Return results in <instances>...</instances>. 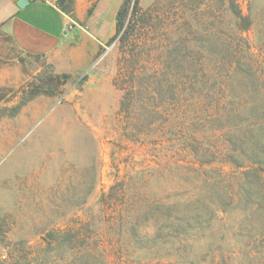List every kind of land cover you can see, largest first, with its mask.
Instances as JSON below:
<instances>
[{
	"label": "rangeland",
	"instance_id": "obj_1",
	"mask_svg": "<svg viewBox=\"0 0 264 264\" xmlns=\"http://www.w3.org/2000/svg\"><path fill=\"white\" fill-rule=\"evenodd\" d=\"M136 1L123 32L143 50L150 71L157 53L215 50L216 37L228 41L236 32L231 0H138L134 8ZM236 1L252 23L245 35L264 59V0ZM108 47L89 69L66 74L54 94H40L10 118L28 93L48 89L51 75L65 74L0 39V264L20 258L22 264H260L248 257L239 237L248 231L234 216L220 228L223 240L165 238L151 223L141 224L135 238L104 208L101 200L117 181L164 166L171 156L122 136L123 92L115 79L134 46L124 49L116 41ZM150 186L163 190L156 179Z\"/></svg>",
	"mask_w": 264,
	"mask_h": 264
},
{
	"label": "trees",
	"instance_id": "obj_2",
	"mask_svg": "<svg viewBox=\"0 0 264 264\" xmlns=\"http://www.w3.org/2000/svg\"><path fill=\"white\" fill-rule=\"evenodd\" d=\"M130 3L125 0L120 9L116 33L108 43L134 46L124 53L125 65L115 79L123 92L122 136L128 143L163 149L171 156L164 166L117 181L101 203L135 238L141 224L151 223L165 238L223 240L220 228L234 216L241 230L248 231L239 235L248 257L264 264V59L245 35L250 19L231 0L238 22L228 41L216 37L215 50L157 53V67L150 71L143 50L131 44L128 30L123 32ZM60 6L71 9L68 0H60ZM69 78L51 75L49 88L28 93L9 117H17L40 94H54V87ZM155 179L163 182V190L150 186ZM213 254L227 258L221 249ZM14 264H22L21 258Z\"/></svg>",
	"mask_w": 264,
	"mask_h": 264
},
{
	"label": "crops",
	"instance_id": "obj_3",
	"mask_svg": "<svg viewBox=\"0 0 264 264\" xmlns=\"http://www.w3.org/2000/svg\"><path fill=\"white\" fill-rule=\"evenodd\" d=\"M0 0V39L45 59L58 74L89 69L117 29L125 0H68L70 11L42 2ZM60 2V0H58Z\"/></svg>",
	"mask_w": 264,
	"mask_h": 264
},
{
	"label": "built area",
	"instance_id": "obj_4",
	"mask_svg": "<svg viewBox=\"0 0 264 264\" xmlns=\"http://www.w3.org/2000/svg\"><path fill=\"white\" fill-rule=\"evenodd\" d=\"M24 1H27L28 3L42 2V3L48 4L52 7H55L57 9L61 8L60 2L58 0H24ZM108 46H105L104 48L108 50L109 49Z\"/></svg>",
	"mask_w": 264,
	"mask_h": 264
},
{
	"label": "water",
	"instance_id": "obj_5",
	"mask_svg": "<svg viewBox=\"0 0 264 264\" xmlns=\"http://www.w3.org/2000/svg\"><path fill=\"white\" fill-rule=\"evenodd\" d=\"M25 4H28V2H27V1H23V2L20 4V6H23V5H25Z\"/></svg>",
	"mask_w": 264,
	"mask_h": 264
}]
</instances>
